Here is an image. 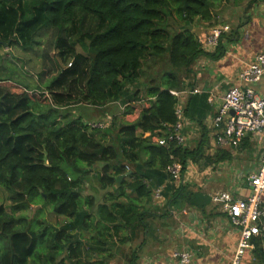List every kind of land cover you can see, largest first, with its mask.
Masks as SVG:
<instances>
[{"label":"trees","instance_id":"obj_1","mask_svg":"<svg viewBox=\"0 0 264 264\" xmlns=\"http://www.w3.org/2000/svg\"><path fill=\"white\" fill-rule=\"evenodd\" d=\"M229 1L0 0V39L32 49L41 30H50L55 58L48 59L59 63L44 89L22 90L0 78V197L9 200L0 203V264H109L117 253L126 264H139L153 219L184 203L199 207L166 166L179 161L184 172L191 162L230 157L223 148L207 154V93L191 92L181 103L184 117L201 130L193 147L153 138L172 129L174 92L193 90L187 87L195 60L220 58L223 39L237 33L238 26L222 31L207 52L195 32L197 25L224 24L216 10ZM137 101L147 105L136 120L118 123L113 116L105 126L73 108L117 104L129 113ZM160 185L163 214L150 204ZM35 205L40 208L27 215ZM42 207L62 222H48ZM256 238L254 256L264 261Z\"/></svg>","mask_w":264,"mask_h":264},{"label":"crops","instance_id":"obj_2","mask_svg":"<svg viewBox=\"0 0 264 264\" xmlns=\"http://www.w3.org/2000/svg\"><path fill=\"white\" fill-rule=\"evenodd\" d=\"M245 1V2H243ZM238 4V18L235 26L236 34L228 41L223 39L225 51L218 59H211L207 56H199L194 64L195 71L194 80L191 86L198 93H207V103L210 110L206 113L204 124L209 130L210 148L207 151L208 155L214 154L215 150H220L213 137V128L211 126L212 118L216 114L221 103L222 96L225 92L233 87L242 85L237 79L238 72L246 67L254 57L264 49V0H242ZM242 7V9H241ZM227 22H224L226 24ZM228 25V24H226ZM229 26V25H228ZM233 26V25H232ZM229 27V30L232 28ZM235 26H233L235 28ZM208 28L203 25H197L195 30L199 39L204 43L203 48L207 52L215 50L216 45L207 46L206 38L210 33L206 32ZM228 31V30H227ZM258 95L264 94V77L258 82L251 84ZM192 90H182L177 92L179 103H185L188 95ZM138 103V104H135ZM146 106V101H137L132 104L131 111L124 113L125 120L131 118L136 120L142 106ZM118 107L117 104L114 108ZM131 122V121H129ZM149 134V133H146ZM184 134L186 136L185 145L193 147L201 134L198 124L192 119L185 118ZM242 150L246 152L255 150L262 153L263 137L261 134L249 135L243 141ZM223 150H229L228 147ZM221 150V151H223ZM261 159V155H260ZM226 160L220 161L217 164H206L201 160L199 163H188L184 172H181L178 184L183 185L194 194V205L182 204L179 208L170 212L171 215L156 217L150 224V231L146 238V243L142 247L139 264H180L176 259L172 258V252L177 250H187L193 254L191 264H227L223 260L216 261V257H210V252H226L232 251L235 248L238 237L237 227L224 214L218 204L213 202L211 196L216 191L228 190L231 191L236 199H245L251 187L248 185L246 176L257 170L260 166L249 171L243 178L242 172H233L230 167H227ZM260 162V160H259ZM249 167V168H252ZM243 180V182H241ZM240 181V182H239ZM160 189L163 185L159 186ZM155 190V189H154ZM264 203V190L262 193ZM166 199L162 195L157 199L153 195L151 206L155 208L157 213L163 214L166 210ZM176 219L174 229L171 222ZM200 228V229H199ZM170 231V233H168ZM205 234V235H204ZM253 239V248L248 251L243 261V264H264L254 256L255 241ZM257 247H264V240L257 244ZM256 247V248H257ZM142 252H169L166 261L163 257L149 258L142 262L144 255ZM171 252V254H170ZM217 255H219L217 253Z\"/></svg>","mask_w":264,"mask_h":264},{"label":"built area","instance_id":"obj_3","mask_svg":"<svg viewBox=\"0 0 264 264\" xmlns=\"http://www.w3.org/2000/svg\"><path fill=\"white\" fill-rule=\"evenodd\" d=\"M229 30L228 25H218L210 30L206 38V45L217 44V39L222 31ZM264 77V49L261 50L246 67L237 74V79L242 83L229 88L222 96L216 114L212 118L213 137L216 144L222 148H237L242 140L249 135L261 134L263 137L260 166L257 170L246 176L251 187L245 199H236L231 191L221 190L212 194L213 202L218 204L220 210L237 227L238 237L234 252L228 264H243L246 254L253 248V238L264 240V203L262 193L264 190V94L258 95L254 82ZM193 89L191 92H196ZM177 94V92H174ZM176 121L166 136H154L158 144L174 140L180 145L186 142L184 134L185 117L183 106L177 103L174 109ZM96 122V123H95ZM94 124L105 126V120L95 121ZM166 172L171 180L177 181L181 176V164L172 161L166 166ZM155 198L160 199L161 189L153 190ZM172 258L180 264H191L193 254L187 250L172 252Z\"/></svg>","mask_w":264,"mask_h":264},{"label":"rangeland","instance_id":"obj_4","mask_svg":"<svg viewBox=\"0 0 264 264\" xmlns=\"http://www.w3.org/2000/svg\"><path fill=\"white\" fill-rule=\"evenodd\" d=\"M245 2V1H243ZM243 2H241L243 6ZM242 9V7H241ZM217 19L222 23L227 22L226 24L230 26H235L238 18V4H234L233 0H230L228 3H224L220 7H217ZM224 25V24H221ZM205 26V25H203ZM209 27V26H206ZM212 28H208L206 32H209ZM196 32V31H195ZM198 36V35H197ZM55 36L52 35L50 30L43 29L40 34L36 37V40L39 41V44H34L32 49L29 47H22L20 44L8 43L7 46L1 44L0 46V78H8L13 79L17 83H19L20 89H25L23 86H27L28 89L38 90V88L44 89V83L50 79L51 76L57 73L59 63L54 60H49L48 56L55 58L54 50H53V40ZM9 42V41H5ZM78 51H82L81 46L76 45ZM59 60V59H57ZM21 84V85H20ZM23 85V86H22ZM21 91V90H20ZM138 104V103H135ZM74 111L79 112L84 115L87 120H110L111 117L116 116L118 123H122L125 120V115L113 105H108L105 108H94V107H86L83 105L74 106ZM131 122L134 119H127ZM117 128V127H116ZM148 135V134H146ZM228 151L230 152V157L227 158L226 164L227 167H230V170L233 172H244L243 178L245 175L258 167L261 152L255 150L251 152L248 150H242L241 146L239 148L228 147ZM96 168H99L100 164L96 165ZM252 167V168H249ZM94 178H92V183ZM240 182V181H239ZM243 182V180H241ZM92 183L89 182L91 185ZM93 185H95L93 183ZM89 186H86V190ZM103 190L97 191L98 200H100ZM0 203H3L5 206H9V200L5 199V195L2 193L0 197ZM40 207L39 205L32 206L26 214L32 216L35 214L36 210ZM43 208V215L46 220L52 224L60 223L63 220L62 216H57L54 214L48 207ZM176 219L171 222V228L174 229L176 224ZM200 229V228H199ZM170 233V231H168ZM205 235V234H204ZM228 250L226 252H210V257H216V261L223 260L224 263H229L232 251ZM234 252V250H233ZM117 253V252H116ZM169 252H142L144 255V259L142 262H145L146 259L163 257V260L166 261V257ZM217 253L219 255H217ZM171 254V252H170ZM227 263V264H228ZM109 264H126L125 258H123V253H117L110 261Z\"/></svg>","mask_w":264,"mask_h":264},{"label":"water","instance_id":"obj_5","mask_svg":"<svg viewBox=\"0 0 264 264\" xmlns=\"http://www.w3.org/2000/svg\"><path fill=\"white\" fill-rule=\"evenodd\" d=\"M184 7H185V6H184ZM8 43H9V42H5V41H3V40H1V39H0V44H2V45H4V46H7V45H8ZM119 180H120V177H118V179H117V181H116V182L118 183V182H119Z\"/></svg>","mask_w":264,"mask_h":264}]
</instances>
